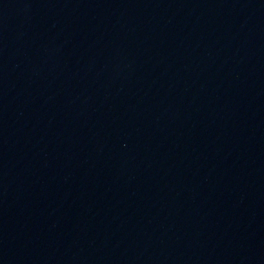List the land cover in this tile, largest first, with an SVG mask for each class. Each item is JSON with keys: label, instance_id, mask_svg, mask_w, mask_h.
Wrapping results in <instances>:
<instances>
[{"label": "water", "instance_id": "1", "mask_svg": "<svg viewBox=\"0 0 264 264\" xmlns=\"http://www.w3.org/2000/svg\"><path fill=\"white\" fill-rule=\"evenodd\" d=\"M264 87V0H0V264L73 234Z\"/></svg>", "mask_w": 264, "mask_h": 264}]
</instances>
